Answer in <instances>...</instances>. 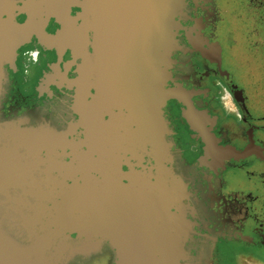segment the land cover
I'll return each instance as SVG.
<instances>
[{
  "label": "water",
  "instance_id": "water-1",
  "mask_svg": "<svg viewBox=\"0 0 264 264\" xmlns=\"http://www.w3.org/2000/svg\"><path fill=\"white\" fill-rule=\"evenodd\" d=\"M72 8L79 11L72 15ZM183 8L184 0H0V109L5 66L14 68L17 49L34 36L44 47L62 44L79 57L70 84L79 116L74 125L83 129L79 136L72 128L26 125L0 113V264H72L77 257L88 262L103 240L116 250L113 264H198L174 244L176 251L164 254L165 238L138 225L139 215L187 223L179 207L185 187L165 165L170 145L161 115L165 101L180 93L166 84ZM18 15L25 20L16 21ZM50 17L62 26L55 36L44 30ZM106 88L108 121L100 109ZM110 125L135 148L119 152L108 169L84 168L74 149L97 160L88 140ZM128 153L138 160L146 154L156 171L146 174L131 166L124 171ZM162 179L174 196L171 190L156 194ZM119 215L135 226H122ZM178 254L189 261L179 263Z\"/></svg>",
  "mask_w": 264,
  "mask_h": 264
},
{
  "label": "flooded vegetation",
  "instance_id": "flooded-vegetation-1",
  "mask_svg": "<svg viewBox=\"0 0 264 264\" xmlns=\"http://www.w3.org/2000/svg\"><path fill=\"white\" fill-rule=\"evenodd\" d=\"M244 7L256 42L264 44V0H246ZM78 11L72 8L71 14ZM220 14L216 0H184L183 12L176 17L177 47L171 55V76L166 84L167 89H178L180 93L168 98L161 108L168 129L165 140L170 145L169 161L165 165L185 187L179 207L187 222L186 227L174 220L164 222L169 227L166 235L171 236L164 239V244L186 250L192 258L190 262L198 264H215L216 252L217 260L226 255L222 252H231L235 259L260 261L263 258L249 249L234 251L227 244L243 243L250 249H264V101L255 110L244 91L221 71ZM25 18L18 15L16 21L21 23ZM61 28L59 20L50 17L44 30L55 36ZM36 41L32 36L29 43L17 49L13 70L5 66L1 118H22L26 125L47 124L57 130L72 128L81 136L83 129L74 125L79 118L73 107L76 88L70 84L77 76L80 59L62 44L57 49L39 46L41 49L29 50L32 44L38 45ZM30 59L36 62L31 67L27 64ZM21 65L29 68L23 70L20 83L23 91L18 95L14 87ZM31 84H34L32 96L26 94ZM90 92L94 94L93 89ZM110 92V89L104 90L100 104L105 121L110 118ZM262 95L264 98V92ZM230 149L244 155L235 156L228 152ZM134 156L126 154L127 161L123 160L121 166L124 171L130 166L146 174L156 171L151 168L156 165L149 156L143 154L140 160ZM138 218V225L145 226L147 216ZM117 219L123 221L124 227L135 226L126 224V215H119ZM129 219L136 220L137 216ZM111 244L103 240L101 250L89 263L117 261ZM182 257L178 254L175 260L189 261ZM72 264L88 262L77 257Z\"/></svg>",
  "mask_w": 264,
  "mask_h": 264
},
{
  "label": "rangeland",
  "instance_id": "rangeland-1",
  "mask_svg": "<svg viewBox=\"0 0 264 264\" xmlns=\"http://www.w3.org/2000/svg\"><path fill=\"white\" fill-rule=\"evenodd\" d=\"M216 2L222 20L219 36L222 48L221 71L225 74L226 79H229L239 89L244 91L245 96L250 100L251 107L259 110L264 101L262 95V92H264V44L259 45L256 42L255 31L251 27L252 23L250 19L248 20L247 10L244 7L246 0H216ZM35 40H37L38 45L32 44L28 49L32 50L39 46L44 49V46L39 43L38 39L35 38ZM35 63L30 59L27 64L31 67ZM29 67L21 65L19 75L15 79L14 92L18 95L22 94L21 92L23 91L20 85L23 70H28ZM11 69L13 70V68ZM26 94L30 96L34 94V84L28 87ZM227 245L233 248L234 251L252 250L255 253L263 255V258L260 261L253 260L252 258L235 259L230 255L231 252L229 254L222 252V254L226 255L219 256L220 258L217 260L216 252L214 258L215 264H264V249H250L243 245V243ZM218 253L220 254V252ZM88 264L103 263L95 261L89 263L88 261Z\"/></svg>",
  "mask_w": 264,
  "mask_h": 264
},
{
  "label": "bare ground",
  "instance_id": "bare-ground-1",
  "mask_svg": "<svg viewBox=\"0 0 264 264\" xmlns=\"http://www.w3.org/2000/svg\"><path fill=\"white\" fill-rule=\"evenodd\" d=\"M104 99L105 103H107L108 98L106 99L105 97ZM94 111L96 113V108L94 109ZM113 127L114 126L97 128L94 131L92 137L88 140L90 150L98 154L97 160L92 159L88 154L80 155L78 151L74 149L75 156H77V159L84 168L88 169L91 167H100L102 169H108L116 162L119 152H122L123 150L129 148H135V144L130 145L128 143V140L122 136H119L117 131ZM16 157L17 154L14 153L13 159H15ZM169 190H171V195L174 196V194H172V185L165 184L164 179H162L159 187L156 188L155 192L156 194H164ZM155 218L153 217L151 220H146L144 229L151 232V234L156 238L170 239L171 236H169L168 234V236L166 235V231L169 229V227L165 225L162 220H157ZM177 228H179V230L181 229V227ZM174 250L176 251V248H174L172 245H164V254H173V252H175Z\"/></svg>",
  "mask_w": 264,
  "mask_h": 264
}]
</instances>
